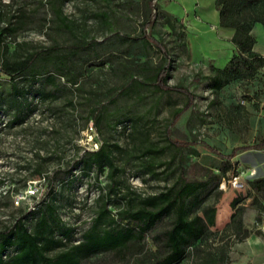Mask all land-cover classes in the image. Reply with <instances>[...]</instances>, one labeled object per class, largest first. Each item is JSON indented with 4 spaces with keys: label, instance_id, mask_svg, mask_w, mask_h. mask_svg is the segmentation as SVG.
<instances>
[{
    "label": "rangeland",
    "instance_id": "374dc122",
    "mask_svg": "<svg viewBox=\"0 0 264 264\" xmlns=\"http://www.w3.org/2000/svg\"><path fill=\"white\" fill-rule=\"evenodd\" d=\"M6 25L13 29L2 30ZM254 32L257 47L264 50V25L257 23ZM0 33L6 44H0V61L38 52L42 56L36 65L47 73L54 71L56 60H66L57 97L29 94L34 109L20 124L10 123L13 111L0 112V228L41 197L56 194L61 218L75 228L74 240L80 239L96 214L99 195L109 188L111 169L94 167L86 174L77 161L103 142L117 143L116 176L143 195L171 185L181 170L191 179L219 174V187L201 208L215 232L180 264H197L211 251L229 258L216 264L238 263L243 232L235 220L242 216L245 227L254 230L264 210V191L249 183L264 175V148L240 151L225 163L211 146L227 153L264 136V66L215 90L212 66L225 65L235 45L231 29L220 26L212 0H0ZM52 45L59 50L47 53ZM170 58L168 83L195 95L194 104L171 128L173 138L188 144L167 145L151 157L145 147L168 143L164 128L186 101L183 92L155 87L156 67ZM30 81L20 79L21 84ZM11 89L10 77L0 71V90ZM148 161L158 173L145 167ZM73 164V173L59 175L54 192L47 193L49 176ZM223 167L228 168L225 175ZM30 185L37 186L34 195L26 194ZM169 223L166 218L159 228ZM151 235L147 249L155 248ZM142 254L100 253L84 264H139Z\"/></svg>",
    "mask_w": 264,
    "mask_h": 264
},
{
    "label": "trees",
    "instance_id": "16d2710c",
    "mask_svg": "<svg viewBox=\"0 0 264 264\" xmlns=\"http://www.w3.org/2000/svg\"><path fill=\"white\" fill-rule=\"evenodd\" d=\"M214 1L219 12L220 26L233 30L231 40L235 45V50L225 65L212 66V74L209 77L215 90H220L232 79L255 72L264 66V55L255 49L256 37L253 33L256 22L264 25V0ZM12 29L9 25L2 28ZM4 43L0 33V44ZM3 47L5 48L6 44ZM46 49L47 53L59 50L55 45ZM57 54L61 59L64 57L62 53ZM39 55L42 56L41 53L30 52L17 59L3 56L0 61V71L7 74L12 82L11 91L0 90V112L13 111L10 119L12 125L23 123L33 111L32 101L28 100L29 94L41 99L57 97L58 76L64 74L60 71L65 67L66 60H56L54 71L45 73L36 65ZM172 66L170 58L156 67L153 74L155 87L164 92H183L186 94V101L173 110L172 118L164 128L168 143L156 146L151 142L145 147L146 153L151 157L165 152L167 145L182 147L188 144L173 138L171 128L194 104L195 95L182 85L168 83ZM21 78L31 81L29 84H21ZM37 80H41V83L35 87ZM48 82L52 83L51 87L47 86ZM99 121L97 116L96 123ZM146 135H150V132ZM114 147H119V144L103 142L98 148L87 150L77 161L82 163L86 174L94 167L99 171H103L105 167L111 169L109 188L99 195L96 214L91 224L82 232L81 238L75 241V228L61 218L56 194L50 199L45 195L23 211L13 223L0 228V264H84L85 260L100 253L125 254L129 250L143 252L139 257V264H180L190 253L201 250L202 241L215 232L201 213V208L219 187L220 175L213 173L205 178L191 179L181 170L171 185L143 195L130 186H124L122 180L116 176L119 168L115 162ZM211 147L225 159V163H230L240 151L264 148V136L257 142L235 145L227 153ZM145 167L153 173H158L151 161H148ZM74 168L75 164L56 169L53 175L49 176L47 193L54 192L55 180L59 175H70ZM222 169L225 175L228 168ZM249 183L254 190L264 191V175L250 180ZM111 205L115 208H111ZM236 214L237 211L234 210L231 214L232 222ZM166 218L170 221L169 225L159 228V223ZM257 218L260 219L261 215ZM29 221H33L32 226ZM235 223L237 230L243 232L242 238L250 233L251 230L243 225L242 216L235 220ZM256 232L262 233L258 229ZM150 233L155 244L154 249L146 248ZM228 261L226 253L211 251L197 264Z\"/></svg>",
    "mask_w": 264,
    "mask_h": 264
},
{
    "label": "crops",
    "instance_id": "0c3cea01",
    "mask_svg": "<svg viewBox=\"0 0 264 264\" xmlns=\"http://www.w3.org/2000/svg\"><path fill=\"white\" fill-rule=\"evenodd\" d=\"M212 1L213 4H215L216 6L215 1L214 0ZM257 23L259 22H256L253 27L254 35H255L254 28L256 27ZM231 32L233 34V30H231ZM255 37H256V43L254 47L257 51L261 52L264 55V50L257 47L258 39L256 35ZM259 214L261 215V218L256 219L257 225L255 229L254 230L250 229L251 231L248 235H246L243 238L241 237V239H238L239 242L237 245L239 249V261L238 263L235 264H264V210H262ZM257 229L261 230L262 233H257L256 232Z\"/></svg>",
    "mask_w": 264,
    "mask_h": 264
},
{
    "label": "built area",
    "instance_id": "2783aa9c",
    "mask_svg": "<svg viewBox=\"0 0 264 264\" xmlns=\"http://www.w3.org/2000/svg\"><path fill=\"white\" fill-rule=\"evenodd\" d=\"M94 143H95V145L98 146L96 141ZM36 192H37V186L33 187V186L30 185V187L26 188V194L27 195H34Z\"/></svg>",
    "mask_w": 264,
    "mask_h": 264
}]
</instances>
